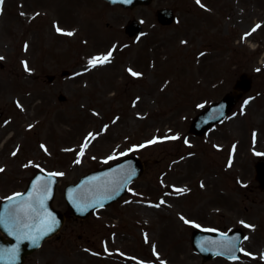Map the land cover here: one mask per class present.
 <instances>
[{
	"label": "rangeland",
	"instance_id": "obj_1",
	"mask_svg": "<svg viewBox=\"0 0 264 264\" xmlns=\"http://www.w3.org/2000/svg\"><path fill=\"white\" fill-rule=\"evenodd\" d=\"M161 7L177 11L173 25L157 24ZM0 13V201L45 170L63 173L54 207L65 211L64 187L86 173L128 153L146 162L121 201L66 223L26 264H264L254 171L264 158V0H155L132 10L2 0ZM129 20L140 37L124 33ZM241 74L253 80L245 99L204 137L191 136L193 116ZM197 226L240 228L241 260L202 262L190 242Z\"/></svg>",
	"mask_w": 264,
	"mask_h": 264
},
{
	"label": "water",
	"instance_id": "obj_2",
	"mask_svg": "<svg viewBox=\"0 0 264 264\" xmlns=\"http://www.w3.org/2000/svg\"><path fill=\"white\" fill-rule=\"evenodd\" d=\"M106 1L133 8L135 5L148 4L151 0ZM172 17L168 10L158 13L159 21L163 24L171 23ZM138 31L133 23L127 28L131 36ZM249 88L250 81L243 75L234 90L247 92ZM240 96L241 94L226 95L221 102L206 108L193 119L190 132L194 135H203L207 129L225 118ZM59 100L64 98L59 97ZM255 168L257 179L264 189V161L258 162ZM141 173V163L131 158L113 167L88 174L80 179L77 185L65 189L64 197L68 207L65 215L52 207L56 178L43 172L35 174L23 194L0 204V231L5 235L4 238L0 237V264H22L24 256L38 248L42 240L53 236L69 214L85 219L97 208L115 202L125 194L128 184ZM49 227L53 230L48 231ZM242 238L243 234L239 231L224 234L197 230L192 233V246L204 260L218 255L236 260L240 257L239 245Z\"/></svg>",
	"mask_w": 264,
	"mask_h": 264
},
{
	"label": "snow or ice",
	"instance_id": "obj_3",
	"mask_svg": "<svg viewBox=\"0 0 264 264\" xmlns=\"http://www.w3.org/2000/svg\"><path fill=\"white\" fill-rule=\"evenodd\" d=\"M0 3H2V0H0ZM197 3L199 4L200 3V0H197ZM256 27H259V25H257ZM57 31H61L59 28L57 29ZM253 31H255V28L253 29ZM68 35H72V33H67ZM111 55V52H109V54L103 58H100V57H96V58H93V60L91 61V63L93 64V66L96 65L97 62L99 63H105V62H108V58L109 56ZM0 59H3L2 57H0ZM129 71L131 72L132 75L134 76H138L140 75L139 73H136V72H132L131 69H129ZM176 137H172V139H175ZM155 141H151L150 143H154ZM43 147V145H42ZM83 153H81L82 155ZM13 155H15V153H13ZM77 163H79V161H77ZM4 171V169L0 168V172ZM53 175H63V173H54ZM16 195H20V194H16ZM11 199V198H9ZM161 203H163V201H161ZM181 219H183V217H181ZM185 223H189V221L185 220L184 221ZM198 227V226H197ZM246 227H254L252 225H246ZM53 228L49 227L48 228V231H52ZM245 239H247V237H245Z\"/></svg>",
	"mask_w": 264,
	"mask_h": 264
},
{
	"label": "bare ground",
	"instance_id": "obj_4",
	"mask_svg": "<svg viewBox=\"0 0 264 264\" xmlns=\"http://www.w3.org/2000/svg\"><path fill=\"white\" fill-rule=\"evenodd\" d=\"M30 102V114L32 113L33 109L36 107V104L34 103L33 97L30 98L29 100ZM56 117H58V115L56 114ZM12 136H9L3 143V147L7 145L8 140L11 139ZM1 150V148H0Z\"/></svg>",
	"mask_w": 264,
	"mask_h": 264
}]
</instances>
